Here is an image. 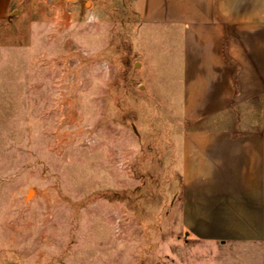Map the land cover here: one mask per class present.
<instances>
[{
    "label": "rangeland",
    "instance_id": "374dc122",
    "mask_svg": "<svg viewBox=\"0 0 264 264\" xmlns=\"http://www.w3.org/2000/svg\"><path fill=\"white\" fill-rule=\"evenodd\" d=\"M142 6L0 0V264H264L180 221L177 45Z\"/></svg>",
    "mask_w": 264,
    "mask_h": 264
},
{
    "label": "crops",
    "instance_id": "0c3cea01",
    "mask_svg": "<svg viewBox=\"0 0 264 264\" xmlns=\"http://www.w3.org/2000/svg\"><path fill=\"white\" fill-rule=\"evenodd\" d=\"M140 19L177 45L183 227L264 239V0H143Z\"/></svg>",
    "mask_w": 264,
    "mask_h": 264
}]
</instances>
